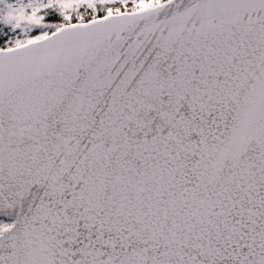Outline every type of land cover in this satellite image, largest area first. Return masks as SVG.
Wrapping results in <instances>:
<instances>
[{"label": "snow or ice", "instance_id": "6c2138e0", "mask_svg": "<svg viewBox=\"0 0 264 264\" xmlns=\"http://www.w3.org/2000/svg\"><path fill=\"white\" fill-rule=\"evenodd\" d=\"M0 264H264V0H0Z\"/></svg>", "mask_w": 264, "mask_h": 264}]
</instances>
